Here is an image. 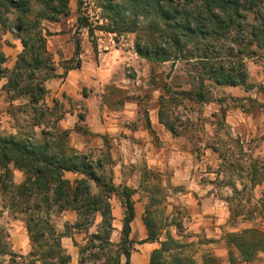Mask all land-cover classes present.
Listing matches in <instances>:
<instances>
[{
    "label": "rangeland",
    "instance_id": "374dc122",
    "mask_svg": "<svg viewBox=\"0 0 264 264\" xmlns=\"http://www.w3.org/2000/svg\"><path fill=\"white\" fill-rule=\"evenodd\" d=\"M104 2V0H68L70 10L68 17L61 15L59 22L43 21L44 28L50 34L47 37V49L53 57V64L52 71L42 70L39 77L54 75L61 77L44 82L49 91L38 105L30 103L27 97L11 99L2 89L7 81L1 78L0 134L40 140L43 137V131L54 132V127L64 131L66 130L64 128H72L75 124H79L78 129L85 132V137L81 138L72 133L68 138V145L74 147L76 144L80 146L82 142L85 143L87 147L84 154L103 162L107 182L113 180L116 186L126 184L140 186L143 168H146L148 158L153 160L160 147L157 136L149 133L147 142L140 143L136 147L127 146L126 151L129 152L126 154L123 144L119 143L126 137L123 131L113 133L115 135L107 133L103 140L88 133L87 125L96 126L100 123L109 125L111 121L104 116V111L99 112L95 109L89 111L82 99L67 95L56 97L50 94L51 92L61 93L63 85L66 84L64 62L72 59L71 66L76 67L79 61L81 63L84 61L85 77L104 81L106 84L103 88L109 92L111 99H123V95L120 94L122 90L132 92V98L140 108L137 110L140 112L137 113L136 122H142L143 125H146L149 117L155 116L152 111L154 108H159L163 89H170L173 94L189 90L197 92L200 90L202 82L200 79L204 73L198 63L192 60V56L198 52L192 47H188L186 52L190 53L179 60L152 63L140 57L135 50V42L140 35L145 34L144 32H123L121 35L115 34L109 37L107 35L109 32L105 31L104 27L119 29L125 27L114 25L113 13L103 7ZM38 9L39 6H35L34 12ZM79 17L85 18L88 27L78 28ZM247 23L253 25L259 24L260 21L256 20L252 14H248ZM238 40L240 42V39ZM4 41V34L0 32V52L4 50ZM77 42L80 43L78 55ZM242 42L244 45L241 48H246V54L240 58L244 60L248 73L247 89L238 87L230 92L228 90L231 89H228V86H218L213 81H208L205 83L204 90L208 96L206 103L181 101L179 97H177L179 99L175 97L174 104L170 101L171 104L163 106L172 112V115H169L170 118H177L178 122L187 128L185 132L189 136L183 135L176 137L175 141L174 139L166 141L168 152L165 155V163L167 165L162 169L152 167L151 171L154 174L146 175L145 179V182H149L152 186L144 187L157 189L153 191V195H149L150 201L147 192L139 193L138 202L144 210L149 208L150 216L158 226L159 241L167 242L168 252L159 264H264V250L259 252L252 262L245 263L240 262V254L235 248L227 244V236L231 234L248 229L264 232V179L258 185L253 184L251 170H249L252 160L264 162V49H259L255 46L256 44L247 47L246 41ZM6 43L11 49L3 67L11 71L15 65L14 59L18 45L9 41ZM94 46L97 53L94 51ZM226 47L236 50L233 58L230 59V62L236 63L239 60L237 59L238 47H234L232 41ZM100 66H103V71L108 75L95 73ZM48 73L50 75H47ZM76 83L72 81L71 90L78 91L85 97L89 96L92 91L91 85L78 86ZM168 98L165 99L168 100ZM222 111L226 114L225 119ZM213 115L216 116L213 117ZM79 116L85 117V123L79 122ZM125 124V122L121 123V126H126ZM137 125L138 123H133L129 127L136 129ZM107 128L111 130L109 126ZM139 140L141 141L142 138L140 137ZM209 142L215 143L228 161H222L219 154L208 149L206 145ZM141 147L145 149L142 150ZM151 148L153 152L155 151L154 154ZM169 152L172 154V159L168 158ZM111 154L120 161L121 159L129 160L130 155L137 156L138 165L136 167L126 165L122 175H119L116 172L119 168L116 171L114 169L113 165L116 163ZM260 167L262 166L259 164V175L264 174V169ZM136 169L141 171V174L138 172L139 174L134 176ZM66 178L74 182L80 176L66 175ZM24 179L23 172L13 169L15 185H20ZM174 186L183 187L175 188ZM185 186H213L211 191L215 196L214 199L224 202L223 209L228 216L223 234L217 233V226L208 225L206 228L208 230L202 232L193 228V216L197 207L181 201L180 193L186 192ZM94 192L97 190L94 189ZM7 198V192L0 189V231L3 233L1 237L8 243L11 251L7 256H0V264H42L39 262L38 253L52 249L56 252L59 249L57 246L59 241L61 244L59 253L61 257L70 258L69 264H80L82 257L88 258L84 264H105L108 259H111L109 264H118V262L126 264L123 252L125 247L128 249V244L122 237V225L118 221L122 217V212L118 205L112 207L113 231L110 240L105 241L107 243L103 245L91 237L98 230L101 220L99 217L93 225L79 230L74 228L75 222L71 212L60 213L54 210L50 214L54 233L48 234L46 231L47 237L44 240L47 243L35 248L34 253L37 254L30 256V254L21 255L12 251L16 241L21 245L24 244L22 236L27 230L26 217L22 214L14 215V212L8 211ZM153 199L155 201L152 202ZM200 207V210L205 209L202 205ZM212 232L219 235V239L213 237ZM62 235L72 237V242L67 241L63 244V239L60 238ZM222 241L225 242L224 246L221 245ZM214 243H218L221 251L224 249L220 256H216L212 251L216 248ZM134 247L133 245L131 249L134 250ZM11 254L13 255L10 256ZM94 254L98 256L93 257ZM45 262L50 264L53 260L44 258L43 264ZM55 262L58 261L55 260Z\"/></svg>",
    "mask_w": 264,
    "mask_h": 264
},
{
    "label": "trees",
    "instance_id": "16d2710c",
    "mask_svg": "<svg viewBox=\"0 0 264 264\" xmlns=\"http://www.w3.org/2000/svg\"><path fill=\"white\" fill-rule=\"evenodd\" d=\"M104 1L103 7L113 13L114 25L125 28L108 26L103 29L117 35L123 32H144L145 34L140 35L135 42V50L148 62H174L190 53L186 52L188 47L198 51L192 56V60L198 63L204 73L200 79L202 81L200 90L173 94L170 89H163L164 92L160 96V123L174 137L189 135L185 132L187 128L178 122L177 118L169 117L172 112L163 107L165 104H171L170 101L173 103L175 97H179L181 101L206 103L208 96L204 90L208 81H213L218 86L246 88L248 73L244 60L240 58L246 54V48H241L244 45L242 41H246L247 47L256 44L259 49H264V0ZM35 6H39L36 12ZM248 14H252L260 23L248 24ZM61 15L63 17L70 15L68 0H0V32L10 33L23 48L11 71L3 67L6 58L0 52V79L7 80L3 91L5 90L11 99L27 97L30 103L38 105L47 94L44 82L60 77L54 75L40 78L39 73L42 70L52 71L53 64V57L47 49V37L50 34L44 28L43 21L59 22ZM77 22L80 29L88 27L85 18L79 17ZM230 41L234 47H238L239 60L234 64L230 59L236 50L226 47ZM94 51L97 53L95 46ZM79 52L80 43L77 42V55ZM64 63L65 74L81 67L80 61L76 67H72V59ZM222 115L225 119L223 111ZM78 128L77 126L76 130L83 133ZM53 131H43L40 140L0 134V189L7 192V209L14 212V215L22 214L26 217V228L32 246L30 256L37 254L34 253L35 248L47 243L44 240L47 237L46 231L48 234L54 233L50 222V214L54 210L60 213L75 212L77 221L74 228L79 230L93 225L97 217H100L98 230L91 237L99 241L100 245L107 243L105 241L110 240L113 231L110 199L117 195L124 209L122 237L128 244V249L125 247L123 255L126 264H130L131 248L134 245L130 240L131 224L135 218V205L132 200L134 191L125 186L117 187L113 180L107 182L101 160L96 161L68 145L70 135L68 130L60 131L54 127ZM206 147L219 154L222 161H228L215 143L209 142ZM252 161L249 167L251 180L253 184L258 185L264 179V174L258 173L259 164L262 166L260 168L264 169V162L257 159ZM13 169L25 175L20 185L13 182ZM67 174H75L80 178L72 182L66 178ZM158 184L154 185L159 186ZM150 185L149 182L144 184ZM94 189L97 192H94ZM156 189L146 187L145 191L153 195ZM150 215L149 208H146L144 222L148 237L145 242L158 241V226ZM2 235L0 231V256H7L11 251ZM62 237L64 236L60 238ZM227 238V244L233 246L240 254V262H252L258 253L264 250V232L258 229L244 230L228 235ZM160 244L161 247L152 253L150 264H159L168 252L167 242ZM59 245L57 246L61 249ZM59 249L56 252L53 249L43 251L44 253L39 252V262L43 264L44 258H51L53 262L50 264H69L70 258L61 257ZM96 256L98 255H93ZM87 259L82 257L81 263ZM109 263L111 259L105 261V264Z\"/></svg>",
    "mask_w": 264,
    "mask_h": 264
},
{
    "label": "crops",
    "instance_id": "0c3cea01",
    "mask_svg": "<svg viewBox=\"0 0 264 264\" xmlns=\"http://www.w3.org/2000/svg\"><path fill=\"white\" fill-rule=\"evenodd\" d=\"M3 34H4L5 41L3 43L4 44V50L2 53L4 54L6 59L9 58V53H10V49H11L10 46L6 42L9 41V42L14 43L15 45H18V48H16L17 54H16L15 59H14L15 64H16L18 55L22 52V49H23L22 45L19 41L13 39V36L10 33H6V34L3 33ZM110 48L113 49V47H110ZM6 52H7V55H6ZM111 53H113V52L111 51ZM81 65L82 66L80 68L71 70L67 74H65V71H64V75H66L67 80H66V84H64L62 89H61V93L51 92L50 94H52L53 96H56V97H59L60 95H67L68 97L74 96V97H76V99H82L89 111H92L94 109L99 111V112L104 111L103 112L104 116L105 117L107 116V118L111 121V124L106 125V123H104V124L100 123L99 125H96V126H92L91 124L87 125L88 133L94 134L95 136L99 137L100 140H103L104 135H106L107 133H109L110 135H115L113 133L123 131V133L126 135V137H124L122 139L123 142L120 141L119 143L123 144V148H124V151L126 154H127V152H129V151H126L127 146L128 147H133V146L136 147V146H139L140 143L144 144L145 142H147L149 137H150L149 133H153L154 136H157L158 144L160 147L157 149L156 155L152 158L153 160H150V158H148L149 161L146 162V168L145 167L143 168L144 172H143L142 182H141L140 186H130L129 184L125 185V187L134 191V195H133L132 200H133L134 205H135V218L131 224V234H130V240L132 242L135 241L134 242L135 247H134V250H132V252H131L130 264H150L152 253L161 247V244H160L161 241H159V239H158V241H155V242H145V240L148 237V230H147V227H146L145 222H144V218L146 216V209L144 210L141 207V203L138 202L139 193L147 192V191H145L146 187H144V184H145L146 175L154 174V172L151 171L152 167L162 169L167 165L165 163L166 162L165 155L168 152L167 147H166L167 146L166 141H171L172 139H174L173 141H175L176 137H174L166 129V127L160 123V120H159L160 106H159V108L153 109L152 112L154 113L155 116L149 117L146 125H143L142 122H136V117L138 115L137 113L140 112V111L138 112L137 110H139L140 108H139V104L135 101L134 98H132L133 93L129 92V90H122L123 92H120V94L123 95V99H111L109 92L105 88H103L104 87L103 85H105L106 83L104 81H102L101 79L96 81L92 78L85 77L86 71H85L84 61H83V63H81ZM100 65H101V63H100ZM14 67H15V65H14ZM97 69L98 70H96L95 73H100L102 75L106 74V72L103 71L104 70L103 66L102 67L100 66L99 68L97 67ZM106 75H108V74H106ZM73 80L75 82H77L76 85L78 84V86H83V85H87V84L91 85L92 91L90 92L89 96L85 97L82 94H79L78 91H72L70 85H71ZM227 88L231 89V90H228L231 92V91H233L232 89H235L238 87H227ZM47 91H49L48 88H47ZM71 116L73 117L74 115H71ZM225 118H226V114H225ZM79 119H80L79 122L85 123V117L84 116H79ZM124 122L126 123L125 124L126 126H121V123H124ZM133 123H138V125H137L138 127L136 129L134 127H129L131 124L133 125ZM225 123H226V121H225ZM77 126H79V124H75L74 127H72V128L68 127V128H64V129H66L70 132L69 136H71V134L74 133L76 135L81 136V138H84L85 134L77 131L76 130ZM108 126L110 127L111 130H108V128H107ZM140 137L142 138L141 141L139 140ZM114 141H117V140L114 139ZM121 144H119V145H121ZM85 147H87V145L82 142V144L80 146L76 144L73 148L76 151H78L79 153L84 154ZM141 149L143 150V149H145V147L144 148L141 147ZM151 150H152V154H154L155 151L153 152V148H151ZM175 152L176 151H174V154H176ZM147 153L151 154L149 151H147ZM111 156L116 163L113 165L115 171L117 168H119L118 171H116L119 175H122V170L124 169V167L126 165H131V166L136 167L138 165V162H139L138 157L134 156V155H130L129 160H127V161H125L123 159H121V161H120L119 159H117L115 157L114 154H111ZM120 157H122V156H120ZM168 158L172 159L171 152H169ZM125 159H127V158L125 157ZM96 161H98V160H96ZM102 165L104 166L103 162H102ZM178 165L181 166V164H178ZM138 172L141 174V171L136 169L134 176H137L139 174ZM67 175H75V174H67ZM76 176H78V175H76ZM120 186H123V185H118L117 187H120ZM174 187L177 188V187H183V186H174ZM211 188H213V186H185L186 192L180 193L181 194V201H186L188 204H192V206L197 207L196 212L194 213V216H193V218H194L193 228L196 231H200V232L207 231L208 229H206V228L208 225H210V226H217L218 227V229H216L217 233L223 234V229H225L224 225L226 224L228 216L225 214V211L223 209L224 202L214 199L215 196L212 193ZM149 195H150V193L147 192V196H148L149 201H150ZM110 204L112 207H113V205H118L121 209L122 217H124V209L122 207L120 198L117 195L112 196V198L110 199ZM200 204L203 207H205L204 210H200V208H201ZM2 208L4 209L3 206H2ZM65 212H68V213L71 212L72 217H73V221L76 223V221H77L76 213L73 211H65ZM122 217H120V220H118L121 223V225H122V220H123V219L121 220ZM99 219H101V218L99 217ZM100 222H101V220H100ZM212 234H213V237H215L216 239H219V235L214 234L213 232H212ZM22 238H23L22 241L24 242V244L21 245L19 242L16 241L15 246L12 248V251H15L16 253L21 254V255L30 254L32 252V246L30 243V238H29V234H28L27 230L24 232V236H22ZM71 238L72 237H70V236L62 237V239H63L62 243L65 244V242H67V241L72 242ZM158 238H159V235H158ZM8 239H9V237H8ZM217 244L218 243H214V246L216 248H214L212 251L215 253L216 256H220L221 252L224 251V249H222V251H221V247H219V245H217ZM224 244H225V242L222 241L221 245L224 246ZM80 264H84V263H80Z\"/></svg>",
    "mask_w": 264,
    "mask_h": 264
},
{
    "label": "built area",
    "instance_id": "2783aa9c",
    "mask_svg": "<svg viewBox=\"0 0 264 264\" xmlns=\"http://www.w3.org/2000/svg\"><path fill=\"white\" fill-rule=\"evenodd\" d=\"M107 35L109 36V37H113V36H115V34H113V33H107Z\"/></svg>",
    "mask_w": 264,
    "mask_h": 264
}]
</instances>
